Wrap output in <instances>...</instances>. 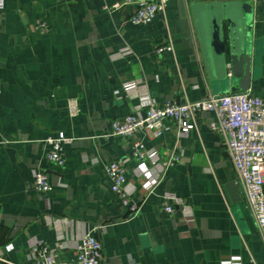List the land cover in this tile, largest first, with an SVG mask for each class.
I'll use <instances>...</instances> for the list:
<instances>
[{
    "label": "crops",
    "instance_id": "0c3cea01",
    "mask_svg": "<svg viewBox=\"0 0 264 264\" xmlns=\"http://www.w3.org/2000/svg\"><path fill=\"white\" fill-rule=\"evenodd\" d=\"M114 1L0 0V254L12 264H35L29 245L36 239L75 264L72 246L92 230L100 264H264V237L221 137L207 125L211 112L198 115L185 136L171 122L159 137L144 129L112 133V120L143 114L147 101L183 103L233 90L227 75L210 78L187 0H167L163 13L141 25L129 21L128 5L103 8ZM36 21L47 30L35 29ZM248 34L247 91L262 96L264 0H254ZM167 35L173 51L157 53ZM69 98L78 101L74 116ZM58 131L68 138L61 166L48 161L44 142ZM135 140L171 160L145 198L153 177L138 174ZM114 159L123 161L133 200H142L134 214L104 173ZM37 170L48 174L49 191L32 188ZM229 181L239 186L238 201L230 198ZM172 197L181 203L168 213L163 201ZM51 219L60 220L58 229Z\"/></svg>",
    "mask_w": 264,
    "mask_h": 264
},
{
    "label": "built area",
    "instance_id": "2783aa9c",
    "mask_svg": "<svg viewBox=\"0 0 264 264\" xmlns=\"http://www.w3.org/2000/svg\"><path fill=\"white\" fill-rule=\"evenodd\" d=\"M166 2L167 0H115L109 5H104L103 8L112 11L128 5L131 7L129 21L141 25L152 21L158 13H163ZM34 28L46 31L47 25L44 21H36ZM162 51H173V44L168 35L156 47L157 53ZM227 76H230V71L227 72ZM66 109L70 116L76 115L79 111L77 99H67ZM205 112L213 114L207 125L211 131L221 137L235 171V180L242 190L257 229L264 237V95L254 96L244 90L208 94L183 103L166 100L159 105L147 101L143 114L129 113L112 120L111 131L113 134L131 136L137 130L144 129L153 136L159 137L169 128L168 123L171 122L176 126L178 135L185 136L197 127L198 115ZM67 140L62 131L45 137L49 162L58 166L64 164L63 144ZM131 149V157L138 162V174L153 177L145 198L159 182L161 174L171 164V160H163L155 151L147 149L140 140H135L131 144ZM146 160L150 163L151 169L145 165ZM103 170L109 180L110 189L117 195L120 204L129 213H136L142 200L134 201L126 188L123 161L120 159L107 161ZM151 171L153 175L150 174ZM30 182L32 188L41 193L49 191L52 187L48 174L43 170L35 171ZM180 203L181 199L172 197V201H163V209L171 213L174 211V205ZM59 221V219H51L50 224L58 229ZM184 221L190 222L189 215H185ZM29 247L35 264H69L57 258V247H49L43 241L34 239ZM72 247L75 264H100L101 243L92 230L83 233ZM0 264L12 263L0 254ZM222 264L231 263L226 261Z\"/></svg>",
    "mask_w": 264,
    "mask_h": 264
},
{
    "label": "water",
    "instance_id": "95a60500",
    "mask_svg": "<svg viewBox=\"0 0 264 264\" xmlns=\"http://www.w3.org/2000/svg\"><path fill=\"white\" fill-rule=\"evenodd\" d=\"M187 1L210 78L226 79L230 71L227 81L233 82L231 92L247 90L253 62L248 30L254 0ZM237 79L239 82L234 81ZM226 188L232 201L241 198L239 186L234 181H229Z\"/></svg>",
    "mask_w": 264,
    "mask_h": 264
}]
</instances>
